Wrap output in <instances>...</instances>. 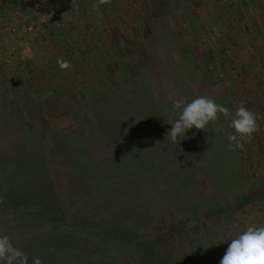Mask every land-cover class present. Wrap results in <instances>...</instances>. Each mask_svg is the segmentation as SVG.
Returning <instances> with one entry per match:
<instances>
[{
	"label": "rangeland",
	"instance_id": "1",
	"mask_svg": "<svg viewBox=\"0 0 264 264\" xmlns=\"http://www.w3.org/2000/svg\"><path fill=\"white\" fill-rule=\"evenodd\" d=\"M96 4L0 0V234L29 264H220L264 225V0ZM201 95L255 113L243 150L222 115L170 142Z\"/></svg>",
	"mask_w": 264,
	"mask_h": 264
},
{
	"label": "clouds",
	"instance_id": "2",
	"mask_svg": "<svg viewBox=\"0 0 264 264\" xmlns=\"http://www.w3.org/2000/svg\"><path fill=\"white\" fill-rule=\"evenodd\" d=\"M108 2L109 0H98V4L93 5V10ZM57 64L62 71L71 67L70 63L62 58L57 59ZM172 107L173 111L179 110V116L174 121H167L171 128L166 136L174 144L179 143L180 138H183L189 129L194 127L203 130L222 115L228 121V127L234 130L226 134L228 149L243 150L244 143L251 139L259 127L255 113L244 104L237 106L233 112L216 103L213 98L201 95L191 102L176 100ZM215 131L221 129L217 128ZM0 264H29L28 254L15 247L6 234H0ZM32 264H42V260L33 257ZM220 264H264V225H250L245 231L231 238Z\"/></svg>",
	"mask_w": 264,
	"mask_h": 264
},
{
	"label": "trees",
	"instance_id": "3",
	"mask_svg": "<svg viewBox=\"0 0 264 264\" xmlns=\"http://www.w3.org/2000/svg\"><path fill=\"white\" fill-rule=\"evenodd\" d=\"M13 167H14V166H13ZM5 170L10 171V174L12 173V169H11V168H8V166H7V168L4 169L3 171H5ZM8 171H6V172H8ZM7 182H8V181H7ZM7 182H6V183H7ZM6 183H4V181H0V184H1L3 187L5 186ZM5 189H6V190H5L6 192L9 191L8 188H5ZM0 195H1V194H0ZM1 196H2V195H1ZM3 197H4V196H3ZM3 197L0 198V201H1V202H0V210H1V209H4V205H7V206H8V205L11 204V203H10V197H6L5 200H4ZM13 199H14V198H13ZM18 199H19V197H15L14 201L17 202ZM12 203H13V202H12ZM13 206H14V205L11 204L10 207H13ZM63 230H65V229H63ZM65 242H66V241H65Z\"/></svg>",
	"mask_w": 264,
	"mask_h": 264
}]
</instances>
